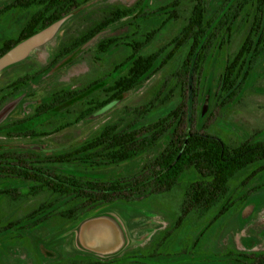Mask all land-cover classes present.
<instances>
[{"label":"rangeland","instance_id":"374dc122","mask_svg":"<svg viewBox=\"0 0 264 264\" xmlns=\"http://www.w3.org/2000/svg\"><path fill=\"white\" fill-rule=\"evenodd\" d=\"M14 1L0 0V11ZM176 1L88 0L62 19L52 40L0 73V152L34 151L49 156L80 146L108 124H117L119 129L150 124L179 105L184 106L188 128L231 145L264 141V54L232 97L222 87L225 66L240 49L255 16L253 7L235 15L232 5L236 0H205L208 16H217L216 26L227 20L231 31H217L202 60L197 56L185 60L189 49L185 44L172 60L120 95L115 103L76 119L88 102L105 96L106 82L101 81L130 55L127 42L143 40L147 32L159 29L140 53L166 55L170 51V43L180 35L196 4L195 0H178L173 8L177 17L171 20L168 13L157 11ZM123 10L126 13L119 15ZM31 14L14 12L0 19V46L3 40L20 34ZM102 23L105 27L101 32L81 47L77 45ZM55 57L57 61L52 64ZM185 61L187 77L182 68ZM34 74L35 78L18 89L9 88L19 78ZM61 89L82 93L55 114L35 119V108ZM170 136L171 131L153 148L116 165L89 167L71 162L52 167L96 178L127 176L154 159ZM263 165L264 161H258L232 179V206L227 211L221 212L219 207L205 214L192 211L180 219L186 190L199 178L195 171H189L170 192L133 202L115 201L74 221L59 216L50 224L23 232V238L13 235L12 239L0 232V264H89L96 258L127 256L133 261L124 264H241L261 260L264 264V170H259ZM24 184L0 180V190ZM50 200L47 194L0 197V229Z\"/></svg>","mask_w":264,"mask_h":264},{"label":"trees","instance_id":"16d2710c","mask_svg":"<svg viewBox=\"0 0 264 264\" xmlns=\"http://www.w3.org/2000/svg\"><path fill=\"white\" fill-rule=\"evenodd\" d=\"M87 1L15 0L7 5L0 11V19L14 12L31 11L32 14L16 38L2 41L0 57L21 41L73 15ZM195 1V9L188 23L182 28L180 35L170 43L171 49L166 55L162 52L147 55L140 53L159 29L147 32L143 40L127 42L131 50L130 55L101 81L106 82L105 96L88 102L76 119L115 103L120 95L135 88L172 60L185 44L189 46L185 60H192L194 56L202 60L209 53L214 43L213 36L217 31L222 29H226V33L231 31L230 26L226 27L227 20L224 23L220 21L216 26L217 16H208L205 0ZM178 3L177 0L157 11L162 14L168 13L170 20L175 19L177 14L173 8L178 6ZM249 7H253L255 15L250 31L222 74V87L231 97L233 92L235 93L237 88L245 83L256 60L264 54V0H236L232 5L235 15L243 13L245 9L248 11ZM125 13L123 10L119 15ZM104 27L102 23L77 45L81 47L86 44ZM209 32L211 33L208 36ZM56 61L55 57L52 64ZM183 64V72L187 77L188 65L186 61ZM35 77L36 74L19 78L9 88L18 89ZM81 93V90L67 89L55 92L50 99L35 108L34 118L44 119L55 114L57 109L68 104L70 99L79 97ZM151 107H147V111ZM183 107L179 105L166 116L146 125L136 123L119 129L117 124H108L80 146L49 156L34 151L0 152V180L25 183L19 188L1 189L0 197L21 198L41 194L52 197V200L42 203L23 218L2 224L0 232L12 239L13 235L23 238V232L28 233L50 224L59 216L74 221L115 201L133 202L149 195L170 192L189 171H195L199 178L191 182L186 190L183 215L180 219L192 211L205 214L218 207L222 209L221 212L227 211L232 206L230 196L232 179L256 162L264 161V141L250 140L231 145L218 137L188 128L187 122L184 121L186 112ZM170 131L171 136L165 148L154 159L145 163L140 171L127 176L96 178L61 172L52 167L55 164L71 162L89 167L101 164L116 165L153 148ZM259 170H264V165ZM245 256L248 255H242ZM129 261H133L129 256L107 260L96 258L89 264H124ZM262 261L253 263L242 261L241 264H262Z\"/></svg>","mask_w":264,"mask_h":264},{"label":"water","instance_id":"95a60500","mask_svg":"<svg viewBox=\"0 0 264 264\" xmlns=\"http://www.w3.org/2000/svg\"><path fill=\"white\" fill-rule=\"evenodd\" d=\"M62 20L54 23L53 25L39 31L35 35L21 41L8 52L0 57V73L26 57L35 50L52 40L62 25Z\"/></svg>","mask_w":264,"mask_h":264}]
</instances>
